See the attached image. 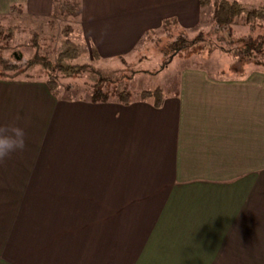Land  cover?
I'll return each instance as SVG.
<instances>
[{
    "label": "crops",
    "instance_id": "crops-1",
    "mask_svg": "<svg viewBox=\"0 0 264 264\" xmlns=\"http://www.w3.org/2000/svg\"><path fill=\"white\" fill-rule=\"evenodd\" d=\"M69 5L93 62L146 61L147 32L202 16L200 0H0V17ZM174 58L159 104L0 78V264H264V74Z\"/></svg>",
    "mask_w": 264,
    "mask_h": 264
},
{
    "label": "trees",
    "instance_id": "trees-1",
    "mask_svg": "<svg viewBox=\"0 0 264 264\" xmlns=\"http://www.w3.org/2000/svg\"><path fill=\"white\" fill-rule=\"evenodd\" d=\"M200 6L202 16L193 36H189L185 30L176 28L172 30L173 33L167 29L168 25L174 24L173 21L166 20L159 30L146 33L137 50L147 49L149 42L153 38L156 39L155 36L160 32L166 34L168 38L164 47L169 53L183 52L193 48L199 49L202 53L218 49L221 55L229 56L231 65L215 71L218 78L239 79L246 72L264 71V4L249 5L237 0H200ZM207 8H209L208 15ZM236 26L242 30L236 31L234 29ZM63 39L53 61L36 54V52L21 67L8 59L0 58V78L13 79L23 76L31 68L38 66L42 69V78L55 96L65 99L85 97L93 102H107L115 97L116 101L125 104L132 100L127 87H122L118 91H110L109 85L118 83V77L110 78L101 75L89 64L74 63L82 56L83 48L69 37L68 32L64 33ZM226 39L228 40L226 41ZM166 62L167 60L163 61L162 65ZM87 72L91 73L94 79L89 86L90 91L84 89L80 93L78 85L67 80L68 78L81 77ZM226 73L227 75H225ZM24 76L32 78V75L25 74ZM64 93L65 95H63ZM137 97H152L155 103L159 104L164 97V92L160 87L143 89L137 94Z\"/></svg>",
    "mask_w": 264,
    "mask_h": 264
},
{
    "label": "rangeland",
    "instance_id": "rangeland-1",
    "mask_svg": "<svg viewBox=\"0 0 264 264\" xmlns=\"http://www.w3.org/2000/svg\"><path fill=\"white\" fill-rule=\"evenodd\" d=\"M241 3L249 5L264 4V0H237ZM207 15L209 8L206 9ZM75 8L74 5L67 7L56 8L55 12L49 17L30 16L22 8H15L8 15L0 17V58L8 59L10 62L22 66L28 59L33 57L34 53L48 58L53 61L56 56L57 49L63 42L64 33L68 32L69 37L77 40V31L75 30ZM174 24L167 26L170 31L174 30ZM236 31L242 30L240 27H234ZM174 33V31H172ZM189 36H193L195 30L186 31ZM147 49L142 48L136 54L138 60L145 59L141 63H137L136 59L125 58L124 61H97L93 62L87 54L80 56L74 61L77 64H89L94 69L98 70L101 75L117 78L118 83L110 84V91H118L122 87H127L131 96L143 88L154 89L161 87L164 92L175 90L176 73L171 68L173 62L180 55V68L196 67L212 71V76L216 77L218 69L231 65L230 57L222 54L218 49H212L202 53L199 49L193 48L183 52L169 53L165 49L168 39L166 34L158 33L155 36ZM159 40V41H157ZM228 39H226L227 41ZM166 52V53H164ZM194 54V55H193ZM174 56V57H173ZM167 62L163 64V61ZM264 74V71L258 70ZM146 73V74H145ZM169 73V74H168ZM32 77L42 78V69L34 66L25 73ZM24 74V75H25ZM22 77H27V76ZM134 75V76H133ZM137 75V77H135ZM227 75V73L225 74ZM168 76V77H167ZM131 77V78H130ZM94 79L89 72L78 78H68L67 81L76 83L78 90L82 93L84 89L90 91L91 81ZM226 79V78H223ZM235 80V79H234ZM139 88V90H138ZM137 91V92H136ZM64 92V90H63ZM65 95V93L63 94ZM84 95V94H83ZM85 96V95H84ZM115 97L111 98L114 99Z\"/></svg>",
    "mask_w": 264,
    "mask_h": 264
}]
</instances>
